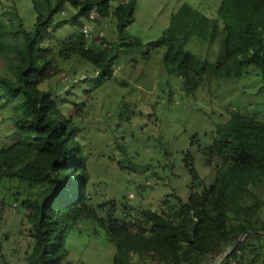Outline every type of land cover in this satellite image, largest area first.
I'll list each match as a JSON object with an SVG mask.
<instances>
[{
  "label": "trees",
  "instance_id": "16d2710c",
  "mask_svg": "<svg viewBox=\"0 0 264 264\" xmlns=\"http://www.w3.org/2000/svg\"><path fill=\"white\" fill-rule=\"evenodd\" d=\"M136 2L121 1L113 9L119 41L112 43L104 36L87 38L81 31L68 42L67 52L92 62L102 77H111L117 52L142 45L139 38L125 34L134 20ZM69 3L77 11L54 21ZM95 4L101 16H107L112 0H34V29L21 24L16 30L23 39L12 47L17 59L15 78L0 77L6 97L19 98L14 115L17 140L0 148V185L6 178H15L39 188L34 197H16V205L19 200L30 209L27 218L34 244L28 263L86 264L69 259L65 235L68 224L88 217L101 224L116 245L113 264H196L208 254L223 253L233 239L221 261L210 259L205 264H264V198L259 195L264 188V120L254 115L233 112L227 121L218 123L216 135L206 147L210 158L222 159L214 180L201 190L194 188V180L186 200L178 194L177 203L163 199L168 206L165 212L144 208L130 219L126 214L116 215L113 208L98 215L89 207L90 172L77 138L79 126L63 113L52 91L39 84L58 71L49 43L55 30L88 19ZM208 30L210 40L222 34L217 61L187 47L192 35L204 38ZM160 46H165L167 72L181 77L183 86L192 92L222 75L241 76L250 65L259 68L264 78V0H221L214 17L184 3L171 15L163 34L148 42L147 54ZM185 163L198 179L191 149ZM252 197L253 202L249 201Z\"/></svg>",
  "mask_w": 264,
  "mask_h": 264
},
{
  "label": "rangeland",
  "instance_id": "374dc122",
  "mask_svg": "<svg viewBox=\"0 0 264 264\" xmlns=\"http://www.w3.org/2000/svg\"><path fill=\"white\" fill-rule=\"evenodd\" d=\"M121 1L126 0H112L109 14L91 22L92 38L103 30L108 41H119L121 35L113 9ZM220 1L137 0L134 20L125 34L139 38L142 45L131 51L119 50L112 64L113 75L108 78L102 77L100 68L92 62L67 52L68 42L81 35V23L88 22L86 17L55 30L49 43L58 71L39 86L51 90L63 113L79 126L77 138L90 172L88 205L98 215H106L113 208L116 215L126 214L133 219L144 208L165 212L168 206L163 199L169 198V204L177 203L176 194L186 200L191 183L195 180L197 190L210 184L222 162L219 156L210 158L206 151L218 123L227 121L233 112L264 120V78L259 68L250 65L241 76L213 78L192 92L183 86L181 77L167 72L163 60L165 46L147 54L148 42L163 34L171 15L182 4L188 3L214 17ZM68 5L64 13L56 14L54 21L77 11ZM36 17L34 0H0V77L15 78L13 65L17 59L12 47L23 39L16 30L21 24L34 29ZM209 31L204 38L192 35L187 47L201 57L217 61L222 34L210 40ZM1 81L0 148L17 140L14 115L19 99L7 98ZM188 149L194 154L198 179L186 166ZM38 189L15 178H6L0 185V264H29L27 256L34 244L27 218L30 209L20 205L19 200L18 205L15 203L17 196L34 197ZM259 191L264 198V188ZM253 200L252 197L249 201ZM65 242L73 262H114L116 245L93 218L82 217L68 224ZM234 242L235 239L225 245L223 253ZM223 253L208 254L196 264L217 261Z\"/></svg>",
  "mask_w": 264,
  "mask_h": 264
},
{
  "label": "built area",
  "instance_id": "2783aa9c",
  "mask_svg": "<svg viewBox=\"0 0 264 264\" xmlns=\"http://www.w3.org/2000/svg\"><path fill=\"white\" fill-rule=\"evenodd\" d=\"M100 16H101V14H100L98 5L95 4L89 10L88 19H87L88 22L83 23L82 27H81V31L85 37H87V38L91 37V35H92L91 22H95L96 19H98ZM95 36H100V37L104 36L103 30H100L99 33ZM15 204H17V202ZM244 236H245V234H243L240 237V240H242L244 238ZM229 251H230V249H229ZM228 252L223 253L217 261H221L224 258V255L227 254Z\"/></svg>",
  "mask_w": 264,
  "mask_h": 264
}]
</instances>
